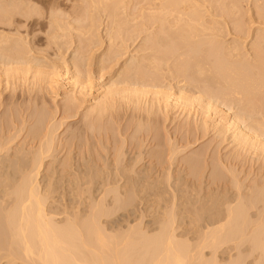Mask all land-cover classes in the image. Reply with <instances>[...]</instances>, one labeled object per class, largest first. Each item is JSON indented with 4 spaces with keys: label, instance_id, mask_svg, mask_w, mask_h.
Returning a JSON list of instances; mask_svg holds the SVG:
<instances>
[{
    "label": "rangeland",
    "instance_id": "374dc122",
    "mask_svg": "<svg viewBox=\"0 0 264 264\" xmlns=\"http://www.w3.org/2000/svg\"><path fill=\"white\" fill-rule=\"evenodd\" d=\"M0 1L6 2V4L11 3L9 5L12 6L11 9H14V11L12 10V12L11 9H8L10 10L9 12H11L10 17L12 19L10 17H6V19L4 20L3 15L0 17L1 18L0 21H2V18L4 20V23H2L3 21L0 22L1 37L6 36L5 38H9V35L11 37L13 35L12 38L16 39L19 36L20 40L23 42V43L21 42L22 44L20 43V45H22V47L25 46L27 48L26 49L24 47L22 49V51L25 49L24 55L25 56L27 55L26 57L24 55L22 56L23 54L22 51H21L22 54L19 52L21 49L18 51L19 53H15L16 51L12 53L11 51L10 54H14L11 55V57L12 58L13 56L15 57L13 58V60L15 59L14 60L15 62L12 61L10 68L7 65V63L10 65V62L8 61L4 62V60H2V57L0 56L1 58L0 63L1 65L3 64V67L0 65L1 66L0 93L1 94L3 93L2 95L0 94V103L2 102L1 104H3V106L1 105L2 107L0 109V115L3 113V111L8 110L7 108H10V104H12L11 105L12 108H13V104H14V108L16 106L19 109L30 107L28 111L35 112L34 113L35 114L34 116L36 117L34 118L35 120H37V116L39 120L40 117L43 118L44 115L46 114L45 118L48 117L47 119L49 120L47 121H50V125H52L51 127L54 126L57 127V128L54 127L55 135L57 136L56 139H58L59 141L61 140L63 141V143H65L66 140L70 141V139L73 136H78L75 138L76 140L74 141L75 142L77 141L76 143L80 144V142L84 141L83 136L84 137L87 136L85 131H83L86 130V127L84 128V126H86L87 124L84 125V123H86L87 121H84L85 118L83 119V117L84 115L87 114L88 109L98 104L107 105L109 111L107 114L112 116V117L108 116L110 117V119L106 120L107 124L105 123L106 125H108V128H110L108 130L109 133H111L110 141L112 142L113 140L112 144L118 143L119 146L125 144L129 149V155L134 154V153L130 154V152L132 151V149L129 148L130 143L134 145V149H135L137 144H139L138 142H140L141 137L142 136L145 137L147 135L148 136L147 140L145 137L146 143L144 142L145 144L143 146L145 152L144 156L147 154L146 151L148 152V150L150 149L151 150L149 152L159 151L160 154L163 155L164 160L166 159L165 162L169 160L166 162L167 165L166 163H164L163 165L164 167H166L165 170L168 169L167 167H170L169 171L171 172V175H174V171L178 169L177 166H179V164H180L179 167L181 168V166L184 164L183 162L184 159L187 160L191 159L193 161L195 156H197L199 159L202 160L209 159L207 161L205 160L209 165L207 166L208 169L206 170L205 174H208L209 170H210L209 174L212 171V169L214 170L216 162H219L216 163L217 165L216 168L218 167V164L221 165L220 163L223 162L222 163L223 166L221 165L223 168L219 166L218 168L219 170L218 169L217 170L220 171L222 176L226 175L228 179L229 178L231 179L232 177L231 179L232 181L230 182H229L230 179L226 181L227 180L226 176H225L226 180L223 181H225L228 185L230 183L231 186L233 184L239 183L241 189L239 188V185L236 184L237 188L236 185L235 188H233V186L230 187L227 185L226 188L228 189L230 187L231 189L229 188L230 189L229 192L227 190L228 193L225 190L226 194L223 193L224 191L221 192L220 189L219 191L217 190L218 193H216L215 190L211 191L212 195H214L215 197L214 200L219 198L218 200H216L217 202L216 203L213 200L214 197L212 195L209 196L215 202V205L214 203L213 205L212 203H210L213 202L212 200H210L209 203H207L208 200L207 201L204 200V198H208V197L202 196L203 195L202 190H201V194L197 193L196 188H194L195 190L193 188H189L184 183L183 184L180 183L179 186H177V188H179L178 191L176 192L174 191L177 196V197L175 196V199H178V201L174 199L176 201V204L178 203V206L175 204V207L176 206L177 207L174 208V211L176 213L174 214L176 215L174 216L175 218L174 224L175 226H177L178 223H179L178 226L182 225L180 226L182 228L177 229V232L178 233L181 232L180 235L184 234V236L182 235L180 236L178 234L180 237L183 238H180L179 236L178 237L184 241H186V239L189 238H193V239L196 238L195 236L197 233L193 229H190V231H188L189 228L193 227V225L191 224H194L193 222L195 221L191 219L193 218L191 212L187 213L184 211L188 208L192 209L194 207L192 204H190L191 200H193L195 204L198 199H199L198 201H202V202L205 201L207 205L212 206L211 207L212 210L209 207L211 213L212 212L218 213L220 211L219 209H224L223 208L225 207L224 196L228 194L226 198H228L230 195H231L230 197L232 196L235 197V195H237L235 192L237 191L236 189H238L239 191L240 190L245 191V193L247 192V194L248 193L250 194L251 191H253L255 193L253 197L254 200L257 198L255 200L256 202L258 201L261 202L262 200H264L263 198L264 197V134H261V132L264 133V127L262 128L259 127L261 126V124L264 125V90L259 93L258 100L256 101L249 103V101L245 97L243 98V100L240 101L237 99V97L228 95L227 90L221 87L220 84L216 83L211 78V74L208 73L207 70L204 69L200 70V66H198L197 64L198 61L199 62L201 61V63H203L204 60L203 61L201 60L203 58L206 61V62L204 61L205 63H210V61L214 56L212 54L211 55L213 57H211V55L210 56L208 55V57L205 58L204 56L210 52L213 51L216 52L215 50L217 45L227 46L224 50H226L225 52L230 59L231 57L233 59H238V57L242 53V55L247 57L251 62L252 60L255 61L256 59L255 57L258 56L262 58L261 63L262 62L264 63V49H263L264 46L263 48L262 45L260 46V44L264 43L263 42L264 0H220L219 2L213 3V6L212 5L210 6L207 2H205V0H193L194 5L197 7L199 11V14L203 15L204 22L201 21V24H198L199 23L198 21L191 22L192 26L196 23L198 25L196 24L197 28L193 29L192 32L193 36L190 37L189 42L187 43L183 42L184 40L181 41V39H179V37L177 36L176 38H174L175 41L180 43V47H183L182 50L185 51L189 50L190 54L188 55L187 52L185 53L184 51L181 50V52H184L188 56L183 54L184 56L182 55L183 57L182 56L180 58L178 57L179 59L178 58L174 59V57H172L170 58V60L166 61L167 63L165 61H162V63L165 62V64L163 63V67L161 66L162 67L161 71L160 69L157 70L158 73V74L156 73L157 75L154 74V76L157 77L156 79H149L151 77L149 76L148 78V75L144 76L145 73H141V72L139 73V71L137 72L135 71L137 67L138 69L140 68L139 66L141 64L144 66V64L146 63L144 60L145 58L148 59L149 57L154 58L155 56L153 57V54L159 55V51L163 52L161 53V55L164 53L169 54L170 51L169 49L172 48H170L168 45H163V41L166 42L167 40L171 39L172 36L169 37L170 34L174 35L173 37H175V34L165 33L166 29L169 28V26L167 27L165 26L167 24V21H170L168 22L169 25L170 23L172 26L175 24L174 27L172 28L170 26L168 32L174 31L173 33H175L176 29H178V26L187 20V19L180 20L181 23L177 22L176 19L178 18L176 17V13H174L173 15H171L170 13H165L166 16L163 17L164 18L163 23L166 24L163 26L159 24L161 21L156 22V19L155 21L153 20L155 16L154 17L151 16L152 18L150 17V19L152 21H150V19L148 18L150 22L147 23L145 21L144 24L147 25L144 26L143 28L142 22H144L143 21L144 19L142 20V18H144L146 13H147L146 16L148 17V13L151 11L149 10V5L145 3V0H122L123 2L121 0L120 1L118 0L117 1L118 3L122 2L121 4L120 3L118 4L116 0H111L113 3L109 2V0H106V2L110 3L111 5L114 4L113 6H110V4L107 5V7L108 6L110 7L109 9L106 7V5H104L105 0H101L100 1L101 3L99 2V0L96 1L99 2L97 4L100 5L103 4V6L107 10L102 9L103 6L100 5L99 6L97 5L98 7H100V9L99 8L97 9L95 5L96 2H94L95 0L94 1L91 0H24V1L0 0ZM114 1L116 4L114 3ZM3 2L0 3H2V6L6 7V4L3 5ZM234 2H236V4H234ZM16 3L18 4L17 5L18 6L17 8L19 9V10L17 9L18 11L16 10V7H14ZM114 6L117 8L119 7L117 9L118 11L117 10L115 11L119 13V17L118 16L117 17L120 20L112 16L114 15L113 13H110L111 9ZM21 11H23L24 14L20 13ZM0 13L3 14L2 11ZM142 13L144 16H142ZM8 18L11 19V22H9L10 20ZM165 19H167L166 22ZM116 20L118 23H114L116 22ZM122 20L124 21V23L126 22L127 24L123 23L124 26L123 24L120 25L119 22L121 21L122 23ZM205 20L207 21V25ZM238 20L239 22H237ZM6 21L8 22L5 23ZM136 23L140 24L137 27V31L135 30L136 27L133 26L136 25ZM176 23H179V25H177ZM236 23L240 25V26L238 25L240 27L239 30L238 27H236V29L234 28L236 26ZM118 24L119 26H117ZM125 25H127L126 28ZM159 25L163 29H160ZM164 27H166V29H164ZM159 29L161 31H157ZM163 31L164 33H162ZM213 37L216 39L217 45L216 46L213 45L210 50L209 48L210 45L208 42L210 39L215 41ZM159 38L161 39V41L163 39V41L161 42ZM3 43H4L3 41L2 43L0 42V45L2 44L1 46H3L4 45ZM195 44H198L197 45L198 47H193L195 46ZM236 46H238V48L240 49L235 50V48H237ZM258 48H260V51ZM208 50H210V52H208ZM3 52L4 50L0 48V55L3 54ZM10 54L5 53L4 55L7 56ZM20 56H22V58H19ZM21 59H24L25 62H21L22 61ZM155 59H151V60H153L154 62ZM131 61L133 63L132 65H131ZM137 61L138 62L141 61L142 63L140 64V62L138 63ZM146 61L148 60L146 59ZM155 62L157 64V59ZM13 63H15L16 65ZM136 64H138L137 67H135ZM6 67L7 69H5ZM127 72L129 73L126 74ZM134 72L137 74H135ZM139 74H142L141 76L142 78L140 77ZM192 77H197V78L199 77L200 79L199 78L198 79L201 80L202 82L201 83L198 82V84L192 82L191 79ZM152 78H154L153 75ZM64 102H68L67 104H69L70 102L71 105L75 104L78 108L77 114L71 117V119L70 117L67 119L63 118L62 109L66 104V103L64 104ZM38 110L40 113L37 112ZM113 110L116 112H114ZM18 113H20V111H17V114ZM114 114H116V116ZM108 120L112 124V126H109L110 124H108L109 123L107 122ZM117 123H118V128H116ZM152 123L154 124L152 125ZM105 124L103 123L102 126L103 128L107 127ZM139 125L141 127H139ZM158 125L160 126V128H158ZM153 127L155 128V130ZM156 127L157 129H159L160 132L156 131ZM96 128L98 131V129L101 128V126H98ZM115 128L117 129V132H115L116 130ZM118 130L120 132H118ZM153 131H155V134L156 132L157 134L159 132V134L153 136L154 135ZM22 132L24 133L25 130H23ZM23 133L18 137V140L20 141L23 140L22 138ZM139 135H140V139H138ZM152 137L153 138L155 137L154 140ZM61 138H63V140ZM77 138H82V139H77ZM134 139H135V143H133ZM150 140L153 143L151 142L150 144ZM92 141L93 139L90 140V142ZM158 141H162L163 144L159 143ZM125 145H122V150L126 148ZM133 145H131V147H133ZM156 145L157 147H159L158 149H156L157 148ZM174 147L177 149V151ZM74 149L75 148H73L72 150ZM77 149L78 148L76 147V149L74 150V156L79 157V154H77L79 151ZM134 149L133 151L136 152L138 151V148H136L137 150ZM64 151L61 152L58 158L62 159L63 157H65L66 151L65 152ZM71 152L73 154V151ZM140 152L141 151L137 153ZM170 152L173 154H171ZM148 154L146 155V157L148 156ZM199 154L203 156L201 157ZM215 154L218 155L217 159H215L216 158ZM197 157L195 158L198 159ZM222 159L224 160L222 161ZM210 161L213 162L211 167H210V163H211ZM225 161L226 163H224ZM168 164L170 165L168 166ZM185 166L186 165L184 164L183 168ZM216 168H215V172H216ZM231 169L233 170L231 171ZM183 172L184 171H182L181 173L184 174L185 172L184 173ZM101 173L103 172H100L99 175H101ZM176 173L177 172H175V176H177ZM164 174L165 176H163ZM166 174L167 171H165L161 177V180L163 179L162 181L164 182L161 183L163 186L160 184L158 188L150 187L147 188L148 190L137 188L134 191L136 194L135 193L132 194L133 193L132 188L128 189V191L132 190L131 191L132 193L130 192L129 193L130 195L131 194L134 195L133 201L137 202V204L139 203V205L141 206L137 208V206L139 205L134 204L135 202H133L134 205L133 204L127 205L128 208H126V210L128 211L129 207L136 208L138 211L135 210V212L140 213V209H141V213H142V214H137L134 212L136 214V215L133 214L134 217L136 218L137 215L138 217L136 218L137 221L135 220L136 222L134 220L132 221V224L134 222L135 224L140 222L139 224L142 226V230L148 231L149 233L155 232L154 228L156 229L157 227L156 224H158V219L159 217H162L161 215L162 213L164 214V210L166 208L164 206L167 204L168 205L171 204L170 202L172 201L171 193L174 192L171 183L174 181V178L165 180V178L167 177ZM235 176H237L236 178L238 180L235 178ZM188 178L191 179V177ZM168 181L170 182L168 183ZM203 185L205 186L204 183ZM203 185L202 187H204ZM250 188L251 190H249ZM191 189H193L194 192ZM255 190L257 191V193ZM242 191L241 193H243ZM232 193L234 195H232ZM216 194H217V198H216ZM70 195H72V197H75L74 200L76 201H74V203L76 204L77 203V198L75 196L76 194L74 195V193L73 194L70 193ZM86 195L87 194H85V196ZM140 196L143 198L141 199ZM245 197H247V195H245ZM186 200H189L190 203L187 201L188 202L187 204ZM89 201L90 200L89 199L87 200L86 198V202ZM198 201L195 206L197 208L199 207L198 204L200 205V202L198 203ZM202 202L200 208L203 207L202 205L205 206L204 204L205 202L204 203ZM179 203H181L180 206ZM82 204L79 205L81 208L82 207L84 208V206L86 207V204L83 205ZM259 204H260L259 206H261L262 202ZM135 205L137 206L135 207ZM141 207L142 208L144 207L143 210ZM126 210L121 209L120 213L122 212L127 213ZM142 216L145 219H143ZM130 217H132L130 218V220L134 219L131 213H130ZM140 217L144 221H142ZM140 220L142 221V223ZM155 220H157L156 223ZM188 220L190 222L191 221L193 222L190 224ZM186 223L187 225H185ZM189 225L191 226L189 227ZM148 226L150 228H148ZM183 227H186L185 231L190 232V234L186 233L187 234L186 235L184 232H182ZM185 236L188 237L186 238ZM245 243L247 244V242ZM243 248H245V246ZM248 251L249 250L245 252L247 253ZM255 252L254 253L252 252L254 254L253 255L251 251H249L248 253L252 255H248L247 257L246 255L248 253L243 254L242 259H244V264H248V263L254 264V262L256 264L259 263L261 264V262L259 261H258L259 263H257L256 260L254 261V259H256L254 258V256L256 257L257 253L259 254V252L257 253ZM218 253H217L218 254L217 258L220 261L218 262L220 264L228 263L229 261L228 259L230 258L229 256L231 255L232 257L233 254V252L232 254L229 252V256H228V251L226 252L222 251ZM2 259H0V264H8V263L22 264L21 263L22 260H20V258L11 261L7 257L2 256Z\"/></svg>",
    "mask_w": 264,
    "mask_h": 264
},
{
    "label": "bare ground",
    "instance_id": "6f19581e",
    "mask_svg": "<svg viewBox=\"0 0 264 264\" xmlns=\"http://www.w3.org/2000/svg\"><path fill=\"white\" fill-rule=\"evenodd\" d=\"M91 1H94V0H91ZM96 1L98 0H95L94 2ZM100 1L101 0H99V2ZM117 1L118 0H116V2ZM219 1L220 0H205V2H207L210 6L211 5L213 6V3L219 2ZM0 2H3V1H0ZM99 2L95 3L97 9L98 8L100 9V7H98L100 4H97ZM105 2L106 0L104 1V5H106L107 7V5H109L110 3L106 2L107 3L106 4ZM109 2L113 3L111 0H109ZM122 2H119V3L121 4ZM145 3L149 5V10L151 11L148 13V17L146 16L147 13L145 14V16L142 13V16H144V18H142V20L144 19L143 20L144 22H142L141 20L143 28L144 26L147 25V24H144L145 21L147 23L152 21L150 19L151 16L152 17L155 16L153 19L154 21L155 19H156V22L161 21L159 23L161 26L165 25L166 23H163L164 21L163 17L166 16L165 13H170L171 15L176 13V17L178 19L176 18L175 19L179 23H181L180 20L187 19L184 23H181L180 25L179 23H176L179 26H178V29H176L175 33H173L174 31L168 32V29L170 28V26L172 28L174 27L175 24L172 26L170 23L169 25L168 22L170 21H167V19H165V22L167 21V24H168V25L166 24L165 26L166 27L169 26L168 29L164 27V29H166L165 33L175 34V37H173L174 35L170 34L169 37L172 36L173 39L171 38L167 41L165 40L166 42H164L162 39L163 45H168L170 48H172V49H169L170 51L168 50L169 54L164 53L161 55V53L163 52L159 51V55L153 54V57L155 56L154 58H150V57L149 59L145 58L144 60L146 63L145 64L143 63L144 66L141 64L142 62L139 61L141 64L139 66L140 67L139 69L137 67L138 64H136L135 67L137 68L135 72L139 71V73L140 72L145 73L144 76L148 75V78L150 76L151 78L149 79H156L157 77H155L154 74L157 75L158 74L157 70L159 69L161 71L163 67V63L165 64V62L170 60V58L172 57H174L175 59L178 57L180 58L183 54L187 55L185 54L186 52L188 53V55L190 54L189 50L188 51L182 50L183 47H180V43L175 41L174 38H176L177 36L179 37V39H181V41L184 40L183 42H186V43L189 42L190 37L193 36V33H192L193 29L197 28V25L201 24V21L204 22L203 21L204 19H203V15L199 14V11L197 7L194 5L193 0H145ZM0 4H1L0 10L3 13V14L0 13V17L3 15V18L5 20L6 17L11 16L10 14L12 10L14 11V9H11L12 6L9 5L11 3L6 4V2H3V5L6 4L7 8L5 6H2V3ZM234 4H236V2H234ZM7 5H9L10 7ZM17 5H18L17 3L16 5H14V7H16V10L18 9ZM113 5L110 4V6H113ZM100 6H103V4ZM3 7H5L6 9ZM114 7L112 8L114 10L111 9L110 13H113L114 15L112 14L111 15L118 19L119 13L116 12L115 10H117L119 7L118 8L117 7L114 8ZM107 8L109 9L110 7L108 6ZM8 9H11V12H9L10 10ZM102 9H106V8L103 6ZM20 13H23V11H21ZM145 17L147 18V20ZM3 18H2L3 22L0 21L2 23H4ZM10 18H8L10 20L9 22H11V19H12ZM148 18L150 19V21ZM195 21L196 22L198 21L199 23L198 24L196 23L197 25L193 23L194 25L192 26L191 22H195ZM7 22L8 21H6L5 23ZM237 22H239V20ZM114 23H118L117 20ZM119 23L121 25L124 23V21L122 20V23L121 21ZM124 24H127V23L125 22ZM139 25L140 24H137V23L136 25H133L134 27H136L135 28L136 31ZM206 25H207V21H206ZM238 25L239 24L236 23V26L234 28L236 29V27H238V30H239L240 25L239 26ZM117 26H119V24ZM126 26L127 25H125V28ZM161 26L159 28L163 29ZM160 29L157 31H161ZM162 33H164V31ZM5 37L4 36L1 37L0 35V42L1 43L2 41L4 42L3 43L4 45L1 46L2 45L1 44L0 48L4 50V52L6 51L5 52L6 54H10L11 51L12 53L16 51L15 53L20 52L21 54L23 52L22 54L23 56L25 49L23 51L22 49L25 46L22 47V45H20V43L22 42L20 40V37L18 36V38L16 39L12 38L13 35L12 37L9 35V38H5ZM159 40L161 41L160 38ZM208 43L210 45L209 47L210 50L213 45L214 46L217 45L216 39L215 41L210 39ZM263 44H260V46L262 45V48L264 46ZM197 45L198 44H195V46L193 47H198ZM226 47L227 46L217 45L216 50H215L216 52L214 51L210 52V50H208V52L210 53H208L204 57L206 58L208 57V55L210 56L211 54L214 57L211 55V57L213 58L210 61V63H205L206 61L204 58L201 60L202 61L204 60L205 62L203 61V63H201V61L200 62L198 61L197 64L198 66H200V70H203V69L207 70V72L211 74V78L216 83L220 84L221 87L227 90L228 95L237 97V99L240 101L243 100V98L245 97L249 101V103L258 100L259 93L264 90V63L263 62L261 63L262 58L258 56L256 57L254 56L256 59L255 61L252 60L251 62L247 57L243 56L241 53L238 59H233L232 57L230 59L225 52L226 50H224ZM236 47L237 48H235V50L240 49L238 48V46ZM258 49L260 51V48ZM181 50L184 51L185 53L181 52ZM223 50L225 53L223 52ZM4 52L0 56L2 57V60H4V62L5 61L10 62V65L6 62L10 68L12 61L15 60V59L13 60V58H15L14 56L13 58L11 57V55H14V54L7 55L9 56L7 57L4 55L5 54ZM29 52H30V49H29ZM22 56H20L19 58H22ZM155 58L157 59V64L155 62L156 61ZM146 59L148 61H146ZM151 59H155L154 62L156 65ZM21 60H22L21 62H25L24 59H21ZM149 60H151L153 63ZM132 61H131V65L134 63V61L133 63ZM162 61H165V62L162 63ZM1 66L3 67V64ZM5 69H7V67ZM129 72H127L126 74H128ZM139 75L140 77L142 76V74H139ZM152 75L154 78H152ZM198 78L192 77L191 78L192 82H195L197 84L198 82L201 83L202 81L199 80L200 78L199 79ZM75 82H78V81H75ZM150 83H151V80H150ZM1 103H0V109L3 106V104ZM67 103L68 102H64L65 105L64 107L62 106L63 107L62 109L63 118L67 119L70 117L71 119V117L77 114L78 108L75 104L71 105L70 102L69 104ZM11 105L12 104H10V108H7L8 110L3 111V113L0 115V256H1L0 259H2V256L7 257L11 261L17 258H20V260H22L21 262L22 264H220L218 263L220 261L217 258V255L219 254L218 252L228 251V256H229V252L231 254L233 252L232 257L230 255L229 256L230 258L228 259L230 262L228 261V263H222V264H244V259H242L243 254H247L249 251H251V253L252 252L254 253L255 251H257L259 252V254L255 252L257 253L256 254L257 256L256 257L254 256V258H256L254 259V261L256 260L257 263L261 262V264H264V204H263L264 200L261 201L262 205L259 206L260 205L259 203L261 202L259 201L256 202L255 200L257 198L254 200L253 197L255 193L253 191H251L250 194L248 193L250 195L249 196L247 192L245 193V191H242V190L239 191L238 189H236L237 191L235 192L237 195H235V197L234 196L230 197L231 196L230 195L228 198H226L228 194L224 196L226 198V199L224 198L225 207H223L224 209H219L220 211L218 213L217 212L211 213L210 209L212 210L211 208L212 206L207 205V203H209L210 200H212V198L209 197L212 195L211 191L215 190V192L218 193L217 190L219 191L220 189L221 192L224 191L223 193H225V190L226 192L227 190L229 192V190L231 189L230 187L233 186V188H235L236 184L239 185V188L241 189V186L239 183L233 184L231 186L229 182L232 181L231 180L232 177L231 179L229 178L230 179L229 180L227 176L225 175L227 178L226 180L225 176L224 175L222 176L220 171H218L219 166H221L223 162L220 163L221 165L218 164L217 168H216L217 166L216 163H219V162H216V163L214 162L215 163V167L213 166L214 170L210 168L212 169L210 174H209L210 170L208 171V174H205L206 170L208 169L207 166H209L206 161L209 159L202 160V159H199L197 156H195L198 159L194 157L193 161L191 159L190 160L184 159L183 162L186 166L183 168V165H184L183 164L180 168L179 167L180 164H179V166H177L178 169L176 168L177 170L174 171V175H171V172L169 171L170 167H167L168 169L165 170L166 167H164L163 165L169 160L165 162L166 159L164 160L163 155L160 154L159 151L149 152L151 150L149 148L150 149L148 150L149 154L146 151L148 156L146 157L147 154L144 156L145 152H144L143 146L146 143L145 137L147 140V137H148L147 135L145 137L142 136L140 139V135H141V132H140V135L138 138L140 139V142H138L139 144H137V146L135 144L136 148H138L137 152L141 151L140 153L133 151L134 145L130 143L129 148L132 149V151L130 150L131 151L130 154L134 153L133 155H129V149L127 148L125 144H122V145H125L126 147L124 150H122V145L119 146L118 143L112 144L113 140L112 142L110 141L111 133H109L108 131L110 128H108V125H106L107 124L106 120L110 119V117L112 116L107 114L109 112L107 105L98 104L88 109L87 114L84 115L83 117V119L85 118L84 121H87L86 123H84V125L87 124L86 126H84V128L86 127V130H83L85 131L87 136L85 137L83 136L84 141L82 140L83 142H80V144L79 143L77 144L76 143L77 141L76 142L74 141L76 140L75 138L78 136L72 135L73 137L70 139V141L66 140L65 143H63V141L61 140L59 141L58 139H56L57 136L55 135V128L57 127H55L54 125L53 126L55 128L51 127L52 125H50V121H47L49 120L47 119L48 117L46 116L47 118H45L46 114L44 115L43 118L40 117L43 115H40L39 120L37 116V120H35L34 119L36 118L34 116L35 112L28 111L30 107L19 109L16 106L14 108V104H13V108H14L13 109ZM17 111H20V113L17 114ZM37 112H39V110ZM114 115L116 116V114ZM107 122H109V120ZM103 123L104 124L106 123L105 125L107 127L103 128L102 127ZM154 123H152V125ZM108 124H110L109 126H112L110 122ZM98 126H101V128H99L97 131L96 127ZM139 127L141 126L139 125ZM259 127L262 128L264 127V125L261 124V126ZM116 128H118V123H117ZM158 128H160L159 125H158ZM152 129H151V132H152ZM23 130H25L24 133L22 132ZM119 130L118 132H120ZM156 131H159L157 127H156ZM115 132H117V129L115 130ZM153 132H154L153 136H155V135H158L160 131L158 132V134L157 132L155 134V131ZM22 133H23L22 135L23 140L20 141L18 140V137ZM136 133H137V130H136ZM261 134H264V133L261 132ZM115 136H116V133H115ZM61 139L63 140V138ZM77 139H82V138H77ZM92 139L93 141L90 142V140ZM151 140H150V144L152 142ZM133 141L131 142L135 143V139ZM158 142L162 143V141H158ZM131 145H133V147H131ZM76 147L78 148L77 150L79 151L77 153L79 154V157L74 156V150L76 149ZM73 148L75 149L72 150ZM158 148L159 147H157L156 149ZM64 150L66 151L65 153L66 155L64 154L65 157H63L62 159L58 158L61 152ZM71 151H73V154ZM215 155H216L215 159H217L218 155L217 154ZM211 160H212V157H211ZM223 160L224 159H222V161ZM210 162H211L210 163V167H211L213 162L212 161ZM224 163H226V161ZM169 165L170 164H168V166ZM215 168H216V172H215ZM232 170L233 169H231V171ZM165 171H167V174H166L167 177L165 178V180L174 178V181L172 182L173 184L171 183L173 192L178 191L179 188H177V186H179L180 183L181 184L184 183L189 188H193V189L196 188L197 193L201 194V190H202L203 191L202 196L210 198L208 199V198L203 197L205 201L208 200L207 203L205 201L204 203L202 201H198L199 199L198 200L196 199L198 203L200 202V205H201V202L205 204V206L202 205L203 206L202 208H200L201 206L199 204H198L199 206L198 208L195 207L197 204L196 200H195L196 204L191 199H190L191 203L189 202V200H186V202L188 201L190 204H192L195 207L194 208L191 205L193 208L192 209L188 208L189 210L186 209L187 206L186 208H184L186 209L184 210L185 212L192 213L193 218L191 219L195 221V222L193 221L190 222L188 220L190 224L192 222L194 223V224H191L193 225V227L189 228L188 231H190V229H193L194 231L197 232L195 236L196 238L194 239L189 238V239H186V241L181 240L180 238H183V237H180V236L181 235L184 236V234L180 235L181 232L180 233L177 232V229L182 228L180 227L182 225L178 226L179 224L178 223L177 226H175L174 224V220H175L174 216H176L174 215L176 214L174 211V208L178 206V203L176 204V201H175V200L178 201V199H175V196H176L175 192L171 193L172 195L174 194L173 196L170 194L172 197V199L170 197V199L172 200L170 202L171 204L169 205L167 204L164 206L166 207L164 210V214L162 213L161 214L162 217H159L158 224H156L157 227L156 229L154 228L155 232L153 233H149L148 231L142 230V226L139 224L140 222L135 224V222L137 221L136 218L138 217V215L135 218L133 214L137 213L135 212V210H137L136 208L129 207L128 211L126 210V208H128L127 205H131L133 204V202H135L133 201L134 195H132L135 193L134 192L135 189L137 188L147 189L150 187L158 188V186L161 183H164L162 181L163 179L161 180V177ZM182 171H184L185 173L183 172L184 174H182L181 173ZM100 172H103V173L99 175ZM175 172H177L176 173L177 176H175ZM130 173H133L135 175L130 174ZM163 176H165V174ZM188 177H191V179ZM236 177L237 176H235V178ZM223 180H226V181L229 180L228 182L229 185ZM221 181H223L224 183ZM169 182L170 181H168V183ZM203 183L205 184V186L203 185ZM202 185L204 187H202ZM227 185L230 186L229 187L230 189L226 188ZM237 185H236V188H237ZM130 188L133 189V193L131 192L132 190L128 191V189ZM193 189L191 190L193 191ZM249 190H251V188ZM241 191L245 195H247V197H245V195L241 193ZM129 192L132 194L130 195ZM70 193L71 194L74 193V195L76 194L75 195L77 198L76 204L74 203V201H76L74 200L75 197H72ZM233 193L232 195H234ZM77 194H78V197H77ZM85 194L87 195L85 196ZM69 195L72 198H70ZM212 196L214 197V195ZM86 198L87 200L89 199L90 201L86 202ZM142 198L143 197H141V199ZM216 198H217V194H216ZM214 199L215 197L213 198V200ZM216 200L214 201L216 202ZM214 201L210 203H212V205L214 203L215 205ZM82 203L86 204V207L84 206V208L83 207L81 208L79 205H81ZM134 204H137V202H135ZM175 204L177 205L176 207H175ZM180 204L181 203H179V206ZM137 205H139V203ZM137 205H135V207ZM140 206L141 205L137 206V208ZM121 209L126 210L127 213H123V212L120 213ZM130 213L132 214L134 218L132 220H130V218H132L130 217ZM137 214H142L141 209H140V213H137ZM143 219L142 221H144ZM133 220L134 221L136 220V221L132 224ZM156 221L157 220H155V223ZM185 225H187V223ZM191 225H189V227ZM148 228L150 227L148 226ZM183 230L182 232H184L185 234L186 233L190 234V232L185 231L186 227H183ZM245 242H247V244ZM243 245L245 246L246 250L245 248H243L244 247ZM247 250L249 251L246 253L245 251ZM252 254L248 253L246 257ZM239 255L241 258L239 257ZM254 264L256 263L254 262Z\"/></svg>",
    "mask_w": 264,
    "mask_h": 264
}]
</instances>
